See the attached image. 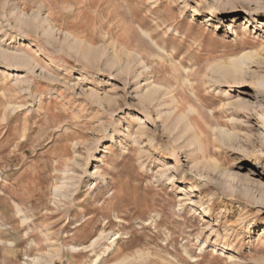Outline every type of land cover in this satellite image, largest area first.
Wrapping results in <instances>:
<instances>
[{"label": "rangeland", "instance_id": "374dc122", "mask_svg": "<svg viewBox=\"0 0 264 264\" xmlns=\"http://www.w3.org/2000/svg\"><path fill=\"white\" fill-rule=\"evenodd\" d=\"M247 2L0 0V264H264Z\"/></svg>", "mask_w": 264, "mask_h": 264}, {"label": "bare ground", "instance_id": "6f19581e", "mask_svg": "<svg viewBox=\"0 0 264 264\" xmlns=\"http://www.w3.org/2000/svg\"><path fill=\"white\" fill-rule=\"evenodd\" d=\"M248 3V2H247ZM255 7V8H254ZM242 14L244 15H257V14H264V2H261V0H257V2H249L248 4H246L245 6H243L241 8V12ZM13 55V54H11ZM10 55V56H11ZM17 55V54H15ZM131 55V53H130ZM6 56V55H5ZM140 57V56H139ZM7 60H9V62H16V64L19 63V61L21 60V58L18 56V57H14V58H11V57H5ZM141 58V57H140ZM142 59V58H141ZM248 59H251V56L249 54H243L239 57H236V58H233L232 60H230L229 63H225V64H222V65H217V69L218 71L219 70H224V71H227L229 72L230 70L232 71V74H235L237 76L238 73L242 72V69H243V65L245 64V62L248 60ZM23 60V59H22ZM10 62V63H11ZM22 63V62H21ZM13 64V63H12ZM23 64V63H22ZM235 75H233L232 77H234ZM240 75V74H239ZM262 81V80H261ZM260 81V82H261ZM264 83V81H262ZM153 101V100H152ZM9 105V104H8ZM198 113V112H197ZM264 117V115H263ZM141 121H143V118H140ZM193 132H194V141L191 142V145H194L196 144L198 146V150H200L201 152V155L202 156H206V146L207 144L205 145V136H204V131L203 130H197L195 128H192ZM206 130V129H205ZM208 148V146H207ZM209 149V148H208ZM199 152V151H198ZM209 155V154H208ZM100 169L97 167L96 168V171L95 173L99 172ZM260 200L263 199L262 198H259ZM256 222V221H255ZM254 222V223H255ZM253 224L252 220H247L246 223L244 224L245 226H249ZM248 228V227H247Z\"/></svg>", "mask_w": 264, "mask_h": 264}]
</instances>
